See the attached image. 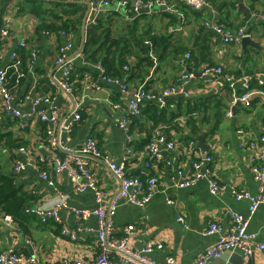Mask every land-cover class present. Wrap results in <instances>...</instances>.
I'll list each match as a JSON object with an SVG mask.
<instances>
[{"label": "crops", "instance_id": "crops-1", "mask_svg": "<svg viewBox=\"0 0 264 264\" xmlns=\"http://www.w3.org/2000/svg\"><path fill=\"white\" fill-rule=\"evenodd\" d=\"M112 3L117 0H111ZM176 11H142L139 14L118 12L115 5L101 14L100 19L111 17L115 35L127 34L134 30L137 36H144L149 47V36H166L170 43L165 47L149 50L147 54L136 51L129 60V70L123 71L130 88H141L159 94L165 89L177 86L180 76L190 71L194 77L188 83V97L173 96L165 105L169 115L179 113L175 103L184 98L185 102L207 103L206 113L193 115L194 124L185 123L186 118L159 125L153 133L152 143L157 135H165L176 142L177 148L166 150L162 147L164 159L149 158L146 148L148 134L141 133L128 120L127 129L120 127V120L128 117L125 111L129 98L121 87L102 80L98 65H91L80 53L86 39L88 24L84 19L79 27H72L68 40L74 57L71 82L73 94H68L58 85L61 72L56 65L59 47L64 43L61 32H53L44 27L54 25L59 17L76 20L77 14H68L50 1L44 0H0V36L4 31L9 36L0 42L2 67L7 73V86L14 96V105L21 113L34 109V100L41 99L37 109H56L61 117L76 111L81 120L70 137L59 135L57 150L46 151V131L49 126L38 116H33L21 128L22 121L5 113L0 104V132L12 136L23 143L21 148L11 149L4 145L0 149V174L13 179L16 189L30 196L27 208L52 210L56 198L62 196L68 209L59 211V221L42 222L35 214L22 211L16 218L8 220L0 215V254L5 251L24 255H36L38 264H59L63 258H93L99 253L96 232L98 221L95 217L81 219L72 210L86 211L96 207L95 194L91 191L79 192L68 174H57L54 157L76 154L88 138H95L101 154L120 162L127 159L126 175L132 178H158V192L149 203L137 207L121 203L114 217L115 236L121 237L127 227H134L130 237V247L141 250L152 240L164 244L162 251H154L149 258L156 263H164L173 257L176 264H196L199 256L215 245L217 235H207L212 222L224 227L230 225L229 212L247 216L249 203L235 200L233 191L258 193V184L251 173V152L249 144L264 136V103L255 98L249 106L237 103L246 90L242 84L230 89L219 84V78H204L201 73L206 67L222 66L224 72L240 80L257 78L264 80V21L257 14H264V0H209L210 7L202 11L187 8L182 0H167ZM251 14V19L247 15ZM169 15V16H168ZM212 26H224L231 32L238 29L250 31L251 37L263 50L242 45H224L222 37ZM86 31H85V30ZM25 42L28 47L19 48ZM84 47V44H83ZM174 48H187L193 53L194 62L186 64L183 55H176ZM150 49V48H149ZM35 56H32V52ZM186 58V57H185ZM196 64V66H194ZM57 68V69H56ZM261 86V85H260ZM264 87V86H263ZM264 93V89H253ZM75 107V108H74ZM74 108V109H73ZM231 117L227 116L228 112ZM219 114H224L219 122ZM142 123L148 128L153 122L143 116ZM134 128L129 135V128ZM244 130L243 134L239 132ZM155 136V137H154ZM204 136L208 153L197 146V138ZM4 142L6 143V141ZM190 145L193 148H190ZM143 146V147H142ZM211 163L206 166L218 184L224 187L218 196L211 195L206 180L199 181L191 188H180L183 180L193 174V164L206 158ZM87 163L97 188L116 197L121 182L111 172L103 157L80 156ZM16 162L23 165L17 170ZM46 175L43 178L42 175ZM51 185H50V184ZM174 202L173 205L168 201ZM182 215L188 227L178 222ZM66 228L76 235L72 242L62 234ZM249 232L255 235L254 244L264 246V204L259 207L251 220ZM248 259L238 251L226 252L212 264H248ZM264 262V250L255 251L251 264Z\"/></svg>", "mask_w": 264, "mask_h": 264}, {"label": "built area", "instance_id": "built-area-1", "mask_svg": "<svg viewBox=\"0 0 264 264\" xmlns=\"http://www.w3.org/2000/svg\"><path fill=\"white\" fill-rule=\"evenodd\" d=\"M44 1H59L63 3L76 4L79 2L87 3L89 5V17L87 24L95 23V20L99 13L104 8H111L115 5L118 12H125V14L133 13L139 14L142 11L152 10H164L166 12L176 11L174 7L170 6L167 0H117L112 3L111 0H44ZM184 5L194 11H202L205 8L210 7L209 0H182ZM257 17L264 21V14H257ZM211 29L222 37L223 44L239 45L242 39L247 36L245 29H238L231 32L224 26H212ZM9 36V32L6 30L0 36V42ZM61 37L64 38V43L59 47V53L56 60L61 75L59 80V87L66 91L68 94H73L74 88L71 82L72 70L74 67V57H70V53L73 49V44L68 40V33L61 32ZM28 45L25 42L19 44V48L25 49ZM32 56H35V52H32ZM186 58H190V54H186ZM98 70L101 73L103 81L118 85L121 87L122 92L129 98L126 112L128 115L139 116L141 114V107L147 102L154 101L165 105L167 99L182 95L187 98L188 92L186 87L190 80L194 77L191 72H183L178 80V85L165 89L162 93L155 94L145 89L130 88L126 77L119 79H111L104 75V69L98 66ZM129 70L128 66H124V71ZM201 75L204 78L217 77L219 78V84L222 86H228L230 89H235L239 84L244 86L246 92L239 98L234 99L233 104H244L249 106L255 98H259L261 103H264V93H259L257 90L250 88L249 78L236 79L235 77L224 74V68L222 66L206 67L202 69ZM259 85L264 86V80H258ZM41 99L34 100V109L30 113H21L14 105V96L11 90L7 86V73L2 67L0 56V104L5 113L11 114L13 117L22 121L21 128L25 129V125L30 118L38 116L40 120L49 126L46 131V143L44 148L46 151L57 150L60 146L59 135L70 137L75 129L77 123L81 120V116L73 111L71 114L61 117L60 112L56 109L41 110L37 107L40 104ZM228 117L232 116L229 111ZM128 120L126 117L120 120V127L126 131ZM58 133V134H57ZM244 133V130L239 132ZM162 147L166 150H174L177 148L175 141L168 139L165 135H161L156 138L146 148L149 158L164 159ZM190 148H193L190 145ZM249 150L251 152V173L254 180L258 184V193L256 196H251L248 192H240L234 190L233 194L235 200L238 202L247 201L249 203V214L243 216L238 213L229 212L230 225L224 227L223 225L212 222L206 231L207 235H217L218 240L215 245L209 249H206L197 259L196 264H212L214 260L220 259L223 254L231 251L240 252L244 258L248 259L255 251L264 250L263 245L254 244L255 235L249 232V226L252 218L256 214L261 205L264 204V136H261L259 140L252 141L249 144ZM19 151H25L21 148ZM80 156H94L103 157L98 146V142L95 138H88L82 145L80 150L76 154H71L66 157L56 156L54 157V167L57 174L66 172L71 182L75 185L79 192L91 191L95 194L96 207L93 210L78 211L72 210L73 213L78 215L81 219L87 220L91 217H95L98 221V229L96 232L97 245L99 253L93 258H63L59 264H176V260L173 257H168L164 263H156L149 258V254L154 251H162L164 244L161 241H149L141 250H133L129 243L130 237L134 230V227L130 226L124 229L121 237L115 236L114 217L118 206L121 203L130 204L137 207H143L149 203L155 193L158 192L159 184L158 178L150 177L146 181L141 178L127 177L126 175V161L122 159L120 162H116L106 156L104 160L108 163L112 174L120 180L121 189L119 194L111 198L110 204L107 207L106 201L109 200V195L97 188L91 169ZM211 163V158L206 157L193 164V174L182 181L180 188H191L195 186L199 181L206 180L209 186L211 195L218 196L224 187L220 186L216 179L213 178V174L209 168H206ZM17 170H21L23 165L20 162H16ZM46 178V175H42ZM50 184V183H49ZM51 185V184H50ZM55 208L52 210L38 209L35 211L26 208L27 214H35V216L42 222H48L54 220L59 221V211L62 209H68L67 203L62 196L56 198ZM168 204L173 205L174 202L169 200ZM4 218L10 219V216ZM178 222L182 224L184 228L188 227L185 218L180 214L178 216ZM62 234L69 238L72 242L76 241V235L71 234L66 228L62 229ZM0 264H38V258L36 255H24L14 253L12 251H5L0 254ZM264 264V262L262 263Z\"/></svg>", "mask_w": 264, "mask_h": 264}, {"label": "trees", "instance_id": "trees-1", "mask_svg": "<svg viewBox=\"0 0 264 264\" xmlns=\"http://www.w3.org/2000/svg\"><path fill=\"white\" fill-rule=\"evenodd\" d=\"M57 8L59 7L63 12L68 14H77L79 16L76 20H71L68 18H57L54 25L44 27L45 29H50L53 32H66L69 33L72 27H79L81 25L83 18L86 13L85 6L81 3L76 4H67L59 1H50ZM169 16V15H168ZM111 17L106 19H97L96 24L90 25L87 28L86 39L83 47V58L85 61L91 65H98L104 69V75L108 78L113 79H123L125 74L123 71L124 66H129V60L131 57L136 55V51L143 54H147L149 50L155 52L156 48L169 45L170 40L166 36H149L152 39V46L149 47L145 41L144 36H137L134 30L129 31L127 34L115 35L114 29L111 26ZM150 48V49H149ZM187 48L184 49H173V53L176 55H183L186 57V54H190V58L187 59L184 57L186 64L193 63L194 57L192 52H188ZM195 63V62H194ZM196 66V64L194 65ZM190 72V71H188ZM226 75L227 73L224 72ZM127 79V78H126ZM251 89H264L263 86H260L258 79L254 78L250 81ZM175 103L179 113L174 112L169 115L165 107H159L154 102H147L143 107H141V114L139 116L129 115L126 117L127 120L131 118L132 124L136 125L138 130L141 133L148 134L149 144L153 139L154 130L159 125H164L170 122H173L179 119V116L186 118L185 123L194 124L195 120L193 115L196 113H206L209 107L207 103H193L184 100V98L179 99L178 101H170L167 104ZM224 114H219L217 117L219 122L221 121ZM143 116H148L153 122V126L148 128L145 123L141 122ZM134 128H129L128 134H133ZM162 134L157 135L158 137ZM155 137V136H154ZM5 137L0 132V149L6 145L11 149L21 148L23 146L22 142L15 140L12 136H7V139L4 142ZM143 147V146H142ZM143 181H146L147 178H141ZM30 200V196L21 194L15 187L13 179L7 176L0 174V215L12 216L16 218L22 211L27 208V203Z\"/></svg>", "mask_w": 264, "mask_h": 264}, {"label": "water", "instance_id": "water-1", "mask_svg": "<svg viewBox=\"0 0 264 264\" xmlns=\"http://www.w3.org/2000/svg\"><path fill=\"white\" fill-rule=\"evenodd\" d=\"M84 4L87 7V14H88V12H89V5L87 3H84ZM87 14H86V17L84 19V26H85V28H86V22H87ZM247 18L250 20L251 19V14L247 15ZM246 34H247V36L244 37L242 39V42H241V45H242V47H243L244 50L247 47H252V48H255L257 50H263V47L251 37L250 31L247 30ZM83 44H84V40L82 42V46H81L80 53L83 50ZM197 141H198L197 146L201 148L202 152H204L205 154H207L208 153L209 146H207V145L204 144V136H201V137L197 138ZM250 258L251 259L248 261V264H251L252 263V256Z\"/></svg>", "mask_w": 264, "mask_h": 264}, {"label": "bare ground", "instance_id": "bare-ground-1", "mask_svg": "<svg viewBox=\"0 0 264 264\" xmlns=\"http://www.w3.org/2000/svg\"><path fill=\"white\" fill-rule=\"evenodd\" d=\"M79 3H82V2H79ZM108 9H109V8H104V9L99 13V15L97 16V18H96V20H95V23L89 24L88 26L93 25V24H96L97 19L101 16V14L105 13ZM88 17H89V12H88V14H87V20H88ZM86 26H87V22H86Z\"/></svg>", "mask_w": 264, "mask_h": 264}]
</instances>
